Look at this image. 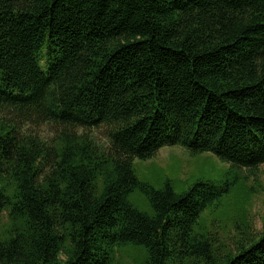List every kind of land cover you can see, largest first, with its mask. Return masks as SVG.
Returning a JSON list of instances; mask_svg holds the SVG:
<instances>
[{"label": "trees", "instance_id": "1", "mask_svg": "<svg viewBox=\"0 0 264 264\" xmlns=\"http://www.w3.org/2000/svg\"><path fill=\"white\" fill-rule=\"evenodd\" d=\"M174 146L264 165V0H0V264H264L252 195L137 178Z\"/></svg>", "mask_w": 264, "mask_h": 264}, {"label": "rangeland", "instance_id": "2", "mask_svg": "<svg viewBox=\"0 0 264 264\" xmlns=\"http://www.w3.org/2000/svg\"><path fill=\"white\" fill-rule=\"evenodd\" d=\"M45 139L53 138L57 132L51 126L35 130ZM87 135L96 139L99 144L105 142V131L92 130ZM209 157L208 161H204ZM137 178L154 188H160L166 180H183L196 173V166H200L202 176L212 179L218 185L225 182L232 185L234 195L239 202L245 196L252 195L249 212L253 218L255 231L261 230L264 225V165L256 169L231 168L227 164L218 162L214 157L207 155L191 157L182 148L164 147L150 160H136L133 164ZM125 255L120 257L124 264H143L145 252L140 248H127Z\"/></svg>", "mask_w": 264, "mask_h": 264}]
</instances>
